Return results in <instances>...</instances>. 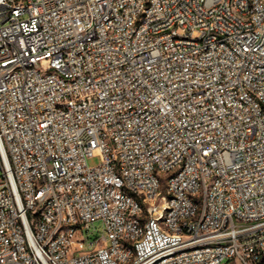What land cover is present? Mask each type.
<instances>
[{
    "label": "built area",
    "instance_id": "obj_1",
    "mask_svg": "<svg viewBox=\"0 0 264 264\" xmlns=\"http://www.w3.org/2000/svg\"><path fill=\"white\" fill-rule=\"evenodd\" d=\"M0 170V264H264V0H0Z\"/></svg>",
    "mask_w": 264,
    "mask_h": 264
},
{
    "label": "rangeland",
    "instance_id": "obj_2",
    "mask_svg": "<svg viewBox=\"0 0 264 264\" xmlns=\"http://www.w3.org/2000/svg\"><path fill=\"white\" fill-rule=\"evenodd\" d=\"M100 162H101V157L98 154L88 158V163L91 166H96L100 164ZM0 175H1V170H0ZM103 233H104L103 223L99 220L91 225L89 237L93 239L98 238L101 237Z\"/></svg>",
    "mask_w": 264,
    "mask_h": 264
}]
</instances>
